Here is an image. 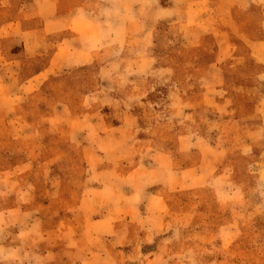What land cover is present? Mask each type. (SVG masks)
<instances>
[{
  "label": "rangeland",
  "instance_id": "1",
  "mask_svg": "<svg viewBox=\"0 0 264 264\" xmlns=\"http://www.w3.org/2000/svg\"><path fill=\"white\" fill-rule=\"evenodd\" d=\"M0 264H264V0H0Z\"/></svg>",
  "mask_w": 264,
  "mask_h": 264
}]
</instances>
